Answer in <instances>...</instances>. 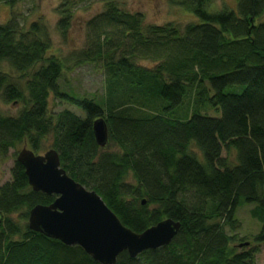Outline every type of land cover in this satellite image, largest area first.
I'll use <instances>...</instances> for the list:
<instances>
[{
    "label": "trees",
    "instance_id": "1",
    "mask_svg": "<svg viewBox=\"0 0 264 264\" xmlns=\"http://www.w3.org/2000/svg\"><path fill=\"white\" fill-rule=\"evenodd\" d=\"M210 1L178 0L198 20L183 27L145 23L142 13L109 1L86 21L85 46L66 57L49 53L42 22L25 27L11 13L0 23V100L19 107L0 113V156L23 143L37 154L53 148L67 174L131 230L164 218L180 222L168 245L134 258L123 251L115 264H255L264 244V0H236L235 8L216 11ZM60 7L65 38L71 11L67 1ZM84 63L102 65L100 100L59 89L63 72ZM232 85L243 89L225 92ZM51 94L83 116L51 111ZM99 117L108 129L104 148L116 149L96 144L92 123ZM54 198L33 191L13 162L0 186V264H100L80 246L28 228L30 208ZM248 203L262 222L249 239L235 233L236 210ZM14 212L23 223L10 217Z\"/></svg>",
    "mask_w": 264,
    "mask_h": 264
},
{
    "label": "water",
    "instance_id": "2",
    "mask_svg": "<svg viewBox=\"0 0 264 264\" xmlns=\"http://www.w3.org/2000/svg\"><path fill=\"white\" fill-rule=\"evenodd\" d=\"M92 132L96 144L104 147L108 129L102 117L93 121ZM16 159L33 191L55 195L49 204L30 208L28 228L65 245H78L100 264H115L123 251L134 258L147 249L168 245L180 228V222L171 218L141 232L126 227L99 194L67 174L53 148L37 154L24 146Z\"/></svg>",
    "mask_w": 264,
    "mask_h": 264
},
{
    "label": "rangeland",
    "instance_id": "3",
    "mask_svg": "<svg viewBox=\"0 0 264 264\" xmlns=\"http://www.w3.org/2000/svg\"><path fill=\"white\" fill-rule=\"evenodd\" d=\"M65 1L69 3L71 16L64 38L57 27V21L62 17L60 6ZM109 1L115 2L124 11L142 13L145 23L156 25L174 23L183 27L189 22L198 21L195 14L185 5L179 4L178 0H13L12 4L0 1V23H4L11 13L18 15L20 23L25 27L32 21L42 22L46 25L51 39L49 53L66 57L72 50H80L85 46L86 21L103 11ZM235 6L236 0H211L207 5L210 11L220 10L223 7L235 8ZM141 63L150 64L148 61H141ZM1 67L3 70H8L6 64H1ZM58 83L59 89L69 95L100 100L105 91V73L99 63H84L72 70H65ZM242 89L243 85H232L226 87L225 92L240 93ZM48 102L51 111L56 112L66 108L83 116L80 108L66 100L55 98L52 94ZM18 109V105L0 100V113L14 115ZM205 112L202 111V113ZM206 113L213 116L219 114L214 110H208ZM20 148L21 146L10 148L5 156H0V186L10 179V170ZM104 149L113 150L116 147L111 145ZM43 152L44 150L40 153ZM127 181L133 182L130 175L127 176ZM254 207V203H248L236 210V218L241 225L235 233L239 237L249 239L260 229L262 222L251 214ZM10 217L18 222H24L19 218V212L11 213ZM255 264H264V244L259 245Z\"/></svg>",
    "mask_w": 264,
    "mask_h": 264
},
{
    "label": "flooded vegetation",
    "instance_id": "4",
    "mask_svg": "<svg viewBox=\"0 0 264 264\" xmlns=\"http://www.w3.org/2000/svg\"><path fill=\"white\" fill-rule=\"evenodd\" d=\"M21 146V148L17 151V153H16V155H15V158H14V161H17V155H18V152L24 147V146H26V148H28V149H30L31 150V148H29L25 143H23L22 145H20ZM13 161V162H14ZM18 162V161H17ZM13 165V164H12ZM10 178H11V170H10ZM29 185V184H28ZM30 186V185H29ZM27 218H28V215H27ZM0 219H1V217H0Z\"/></svg>",
    "mask_w": 264,
    "mask_h": 264
}]
</instances>
